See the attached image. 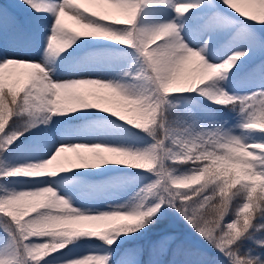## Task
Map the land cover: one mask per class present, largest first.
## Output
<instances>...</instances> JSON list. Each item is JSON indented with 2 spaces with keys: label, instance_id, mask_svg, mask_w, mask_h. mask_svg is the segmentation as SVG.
Returning a JSON list of instances; mask_svg holds the SVG:
<instances>
[{
  "label": "snow or ice",
  "instance_id": "obj_1",
  "mask_svg": "<svg viewBox=\"0 0 264 264\" xmlns=\"http://www.w3.org/2000/svg\"><path fill=\"white\" fill-rule=\"evenodd\" d=\"M83 3H0V264H264V0ZM145 9L172 15L142 24ZM70 63L87 75L61 78ZM242 70L254 90L230 94ZM184 93L235 124L209 121L219 114L194 96L170 98ZM101 168L146 175L106 211L73 207L44 179ZM170 214L199 242L149 235ZM122 236L132 242L114 256ZM81 238L103 251L74 255Z\"/></svg>",
  "mask_w": 264,
  "mask_h": 264
},
{
  "label": "rangeland",
  "instance_id": "obj_2",
  "mask_svg": "<svg viewBox=\"0 0 264 264\" xmlns=\"http://www.w3.org/2000/svg\"><path fill=\"white\" fill-rule=\"evenodd\" d=\"M0 3H3V0H0ZM142 15V13H141ZM141 15L139 17V20L141 22ZM235 15V14H233ZM105 22H110L105 21ZM257 22V21H253ZM70 23V22H69ZM159 23V22H158ZM261 28H264V25L259 26ZM96 43V42H93ZM108 42L105 41H100L99 44L105 45ZM115 51H128V49H121L119 45H113L112 46ZM70 51V50H69ZM79 55V54H78ZM73 65L70 63L69 65V70L65 72L59 73L61 78H67V79H75L79 78L81 74L87 75V73H80L78 71H74ZM134 67V66H133ZM190 68L195 67V62L189 66ZM22 71V70H18ZM243 71V70H242ZM241 71V72H242ZM95 75V74H94ZM109 76L112 75V73H108ZM122 82H127V78H124V81ZM232 88L229 87L227 90L230 94H235V95H245L240 93V92H235L231 90ZM254 88L251 90H247V94H249L251 91H253ZM199 91V90H198ZM104 95H110L108 93H103ZM172 96H177V95H189V96H194L196 97L199 101H202L204 103H207L209 105H214L211 104L208 100H205L203 97H199L196 95V93H184V94H170V98ZM111 103L107 106H114L118 101L117 98L115 97H110ZM216 106V105H214ZM126 115H132L131 113L125 112ZM98 115H105L102 113H99ZM111 119H114L117 121V123H123L118 120V118L110 117ZM227 124L225 127H231L235 124V118L228 119ZM81 123V122H79ZM70 124L76 125L78 124L77 122H71ZM125 127H128L125 124ZM87 130L84 129H75V128H69L67 130L68 134H73L75 132H80L81 134H86ZM135 131V130H133ZM28 134H26L27 136ZM142 135V134H141ZM21 140H25V137H21ZM73 143H78V142H85L84 139H74L72 140ZM25 143L27 141L25 140ZM125 146H133V147H142V145L129 140L125 143ZM107 168H113L114 166H105ZM137 175H146L145 173H136L134 170L131 169H124L122 172H104V169H95V170H84V169H77L73 170L72 172L65 173V174H58L57 177L55 178H47L45 177L44 179H55L58 181L59 186H66L67 184H78L80 186V192L82 193L81 195H78L76 198L70 199L72 202V206L76 208H94L98 209L99 211H106L108 209V205L114 204L117 201L120 203L126 202V200L133 194V192L136 190V184L137 181L135 180V177ZM63 176L65 177L64 181L60 180V177ZM203 183V181H201ZM23 186V184H21ZM191 187L195 188L198 187L197 184H193ZM59 195L64 196L63 191L58 192ZM104 197H113L114 199H104ZM69 199V197H67ZM169 222L170 225L163 229L166 230L168 228H174L177 232H182L183 235H186L191 238V240L196 243L199 242L198 237L195 236V234L187 227L186 224L182 220H179L178 218L174 217L173 215H169ZM119 223V222H118ZM123 240L125 243H130L132 241L129 240L127 237H120V239L117 241V244L113 245V249H117L114 252V256L119 255V250H118V245L120 244V241ZM73 247V254L74 255H85L91 251H103V246L100 244L99 241H88L84 238H81L78 240V242L72 246Z\"/></svg>",
  "mask_w": 264,
  "mask_h": 264
},
{
  "label": "trees",
  "instance_id": "obj_3",
  "mask_svg": "<svg viewBox=\"0 0 264 264\" xmlns=\"http://www.w3.org/2000/svg\"><path fill=\"white\" fill-rule=\"evenodd\" d=\"M231 88H232L231 90H233L235 92H240L242 94H244V93L247 94V90H251L253 87L250 86L244 80V78H243V71H242L240 74H238V76L234 80ZM183 96H186V95H183ZM187 96H189V95H187ZM196 100H197L198 105H200V109L199 110L210 109L211 110V113L219 114V115H217L215 117H212V116H208V114L205 113V115L208 117L209 121H211L212 119H219L221 121L228 120V119H231L232 120L235 117V114L234 113H230V112H228L224 108H220V107H217V106H214V105H209L207 103H204L202 101H199L197 98H196ZM181 106L182 107L184 106L182 102H181ZM71 122H77V121H70V123ZM123 123L126 124V122H123ZM128 127H130V126H128ZM169 225H170V222H169V218L167 216L164 221H161L157 225H154L153 226L152 231L149 233V235H155V234L161 232L163 229L167 228ZM180 233L182 234V232H180Z\"/></svg>",
  "mask_w": 264,
  "mask_h": 264
},
{
  "label": "bare ground",
  "instance_id": "obj_4",
  "mask_svg": "<svg viewBox=\"0 0 264 264\" xmlns=\"http://www.w3.org/2000/svg\"><path fill=\"white\" fill-rule=\"evenodd\" d=\"M82 7H92V5H88L83 3V0H80ZM241 7H245L246 9H248L249 11L254 10V6H250V5H245V4H241ZM172 13L169 12L167 14V16L164 13H150L149 10L145 9L144 12H142L141 15V22L142 24L144 23H163L166 21V19L171 18ZM63 191V194L65 195L66 193L68 194L67 197H69V199H73L76 198L78 195H81L82 193L80 192V186L78 184H67L66 186H59L55 187V190H57L58 192Z\"/></svg>",
  "mask_w": 264,
  "mask_h": 264
},
{
  "label": "clouds",
  "instance_id": "obj_5",
  "mask_svg": "<svg viewBox=\"0 0 264 264\" xmlns=\"http://www.w3.org/2000/svg\"><path fill=\"white\" fill-rule=\"evenodd\" d=\"M191 157H189V159H190ZM200 159V157L199 156H197V160H199Z\"/></svg>",
  "mask_w": 264,
  "mask_h": 264
}]
</instances>
